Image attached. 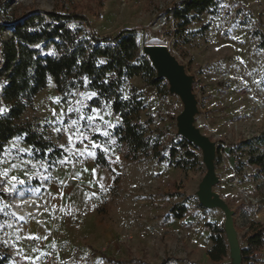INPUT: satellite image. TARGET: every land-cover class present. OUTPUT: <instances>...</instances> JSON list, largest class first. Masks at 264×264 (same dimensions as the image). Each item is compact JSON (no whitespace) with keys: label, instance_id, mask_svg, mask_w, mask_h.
Masks as SVG:
<instances>
[{"label":"rangeland","instance_id":"1","mask_svg":"<svg viewBox=\"0 0 264 264\" xmlns=\"http://www.w3.org/2000/svg\"><path fill=\"white\" fill-rule=\"evenodd\" d=\"M175 1L16 0L14 6H57L86 15L89 22L82 26L99 36L137 28L140 35L145 31L146 41L168 45L194 76L196 125L216 143L220 180L215 190L235 211L243 245L251 223L264 222L263 179L249 163L246 143L264 149L256 140L264 132V0H220L217 12L201 15L187 28L165 13ZM132 87L145 98L141 118L146 126L161 134L164 146L177 141L180 97L170 93L169 84L147 85L142 76L127 79L123 95ZM93 93L74 92L63 103L50 80L23 116L67 152L59 166L50 168L47 160L37 159L23 136L6 145L0 161L6 194L0 199V246L11 253L9 264H115L102 253L115 259L157 263L168 256L170 264L192 263L189 238L202 250L210 241L206 223L225 221L221 209L198 204L196 192L206 173L201 150L200 163L188 171L153 158L126 159L112 133L120 117L110 106L92 107ZM98 148L112 161L117 183L113 172L96 165ZM178 202H185L188 212L172 231L174 220L166 215Z\"/></svg>","mask_w":264,"mask_h":264},{"label":"trees","instance_id":"2","mask_svg":"<svg viewBox=\"0 0 264 264\" xmlns=\"http://www.w3.org/2000/svg\"><path fill=\"white\" fill-rule=\"evenodd\" d=\"M16 0H0V161L7 143L16 136L34 148L37 159L47 160L49 167H57L67 152L47 139L31 121L23 116L34 104L37 95L53 80L63 103L74 92L93 91L90 105L102 109L110 106L120 122L113 128V136L125 148V158L131 161L153 158L159 163L183 171L193 169L201 161L200 149L181 135L170 146L162 145L161 134L151 130L142 120L146 101L136 87L124 96L122 87L127 79L142 76L147 85L160 87L165 79L157 77L156 69L149 59L140 53V34L137 28H123L113 35L99 36L85 30L86 15L55 6L52 9H21L14 6ZM220 0H177L165 13L175 19L179 26L187 28L205 13L220 9ZM206 29L208 27H205ZM169 93L168 89L165 91ZM157 132V135H156ZM264 144V132L256 137ZM251 147L249 163L256 168V176L263 179L264 149L246 141ZM96 165L110 170L119 181L112 161L106 151L98 148ZM6 198L0 181V199ZM205 209L204 206L198 203ZM185 202L172 205L167 218L181 219L186 216ZM212 246L208 256L212 264H232L228 260L229 245L224 225L207 222ZM242 247L243 264H254L261 259L264 248V222L253 221L244 235ZM109 262L147 264L136 259H115ZM12 255L0 246V264H9ZM172 257H164L160 263L170 264ZM190 264H196L192 262Z\"/></svg>","mask_w":264,"mask_h":264},{"label":"water","instance_id":"3","mask_svg":"<svg viewBox=\"0 0 264 264\" xmlns=\"http://www.w3.org/2000/svg\"><path fill=\"white\" fill-rule=\"evenodd\" d=\"M145 31L140 35V53L145 55L156 69L159 79H166L170 93L180 97L183 109L177 116L178 134L197 146L202 153V162L206 167L199 188L196 192L198 200L207 209H221L225 216L224 228L229 245L232 264H243L242 247L235 225V211L229 203L215 190L220 178L216 171V143L204 134L196 125L198 99L193 90L194 76L185 65L164 43H153L143 39Z\"/></svg>","mask_w":264,"mask_h":264},{"label":"crops","instance_id":"4","mask_svg":"<svg viewBox=\"0 0 264 264\" xmlns=\"http://www.w3.org/2000/svg\"><path fill=\"white\" fill-rule=\"evenodd\" d=\"M186 219V216L184 218H181V219H174L173 218V223L171 224V228H172V231H176L177 230V227L179 226L178 222H183L182 220H185ZM174 226V227H173ZM197 239H199V236L196 237ZM172 241H175V239L173 238ZM189 243H190V250H189V254H190V259L192 262H195L196 264H212V261L211 259L209 258L208 256V250L211 248L212 246V241L210 240L209 243H206L205 244V247L204 249L200 250L199 247L196 248V245H197V242L196 240H193V238H189ZM195 250H198L199 251V254H198V251L197 252H194ZM263 251H264V248L261 250V259L254 263V264H264V262L262 263L261 261L263 260L264 261V256H263ZM165 256V254H163ZM162 261V259L157 262V263H160ZM132 263V262H131ZM155 262H147V264H157Z\"/></svg>","mask_w":264,"mask_h":264},{"label":"bare ground","instance_id":"5","mask_svg":"<svg viewBox=\"0 0 264 264\" xmlns=\"http://www.w3.org/2000/svg\"><path fill=\"white\" fill-rule=\"evenodd\" d=\"M157 28H159V27L156 26L155 29H157ZM143 39L146 41V36H145V34H144V36H143ZM151 42H153V43H161V42L156 41V40H153V41H151Z\"/></svg>","mask_w":264,"mask_h":264},{"label":"snow or ice","instance_id":"6","mask_svg":"<svg viewBox=\"0 0 264 264\" xmlns=\"http://www.w3.org/2000/svg\"><path fill=\"white\" fill-rule=\"evenodd\" d=\"M93 95H95V93H93ZM89 119H91V117L89 118ZM107 133H105V135H106ZM81 135H83L82 133H81ZM69 139H70V141H71V136L69 137ZM91 154V153H90ZM13 179H16L15 177H13Z\"/></svg>","mask_w":264,"mask_h":264}]
</instances>
